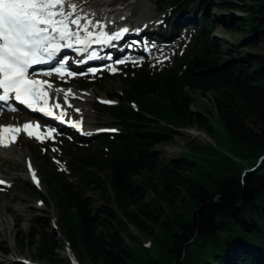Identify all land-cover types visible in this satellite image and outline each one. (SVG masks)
<instances>
[{"label": "trees", "instance_id": "16d2710c", "mask_svg": "<svg viewBox=\"0 0 264 264\" xmlns=\"http://www.w3.org/2000/svg\"><path fill=\"white\" fill-rule=\"evenodd\" d=\"M152 2L169 6L172 27L176 18L193 26L194 44L166 67L126 72L109 94L118 104L101 110L118 132L98 138L97 152L69 158L79 186L47 175L62 238L78 264H264V0ZM214 11L228 14L226 30L243 36L236 50L210 42ZM196 93L210 95L213 111H192ZM212 112L228 153L189 142L188 153L161 157L156 147L185 130L211 137ZM25 238L36 262L71 264L46 234L31 229Z\"/></svg>", "mask_w": 264, "mask_h": 264}, {"label": "rangeland", "instance_id": "374dc122", "mask_svg": "<svg viewBox=\"0 0 264 264\" xmlns=\"http://www.w3.org/2000/svg\"><path fill=\"white\" fill-rule=\"evenodd\" d=\"M133 2L135 3V1ZM140 5L141 7L139 8H141L140 13L142 16L145 17L149 11V13L154 14V21L161 26H159L160 29H151L164 31V28L166 29L165 16L168 13L169 6L156 7L152 0H145V3L144 0H140L138 6ZM197 7V3H195L191 6L190 10L196 9ZM138 15L140 16L139 11ZM211 15L215 21V25L214 31L209 38L210 42L224 47L225 50H236V46L243 40V36L231 34L226 30L225 23L228 22V14H221L214 11ZM141 28L135 27L134 30L140 33H147L151 30H142ZM194 29L186 28L172 31L171 39L167 44L156 40L160 44L159 48H165V54L159 60L155 61V63L153 62V64L152 61L147 59L146 62L154 66H167L177 53H183L192 48L195 38ZM138 67L140 65H136L134 68ZM96 77L100 80L91 81L88 79L89 77H86L71 81L68 77L61 78L58 82L56 81L57 85L54 87L56 91L57 89L61 91L76 90L75 92L78 96L91 94L90 102L86 105L87 107L83 105L82 101L77 100L72 105L75 109H83L86 107L89 121L82 119V122L88 134L81 135V137L76 135L68 136L58 131L51 139L37 140L34 138L25 139L20 137L18 141L15 140L12 150L9 148L10 151L8 149H5L4 152L0 150V173L9 179L8 181L11 185L8 188L0 190V245L4 244L8 249L7 253H3L0 248V264H44L36 262L32 257V254L35 253L36 246L31 243L32 241L25 238V233L31 229L44 233L52 239L55 244L53 252L59 258H67L69 254L74 255L68 242L62 238V230L58 222V212L50 196L47 175L52 173L57 176L58 180L63 179L74 186H79L83 182V179L76 173L68 170L66 162L69 160V156L72 157L86 153L88 149L97 152L96 145H98V139L95 138L100 136L101 131H108L105 128H110L112 125L110 117L102 113L101 110L103 108L100 105L106 103V97L109 98L107 94L119 92L121 79L125 78L124 70L120 69L115 72L108 71ZM192 98L194 99L191 107L192 111L198 113H204L206 109L213 111L210 95L202 97L196 93L192 94ZM114 99L118 100L115 97ZM15 115H20L21 122L16 121V123H13L12 117H1L0 125L8 123L22 127L24 122L31 120L29 116H25L24 114ZM206 115L214 127V133L211 137L195 127L183 131V136L176 137L170 144L157 146L156 150L165 161L188 153L189 149L187 144L189 142L208 145L207 141L209 139L207 137L213 140L216 149L220 152L228 153V136L219 119L213 112L210 115ZM39 124L43 128H47L42 122H39ZM6 155L11 159L16 158V161L9 162L4 160L3 157ZM24 159L31 161L33 167L37 170L41 181L40 188L37 189L38 193H34L32 190L33 185L27 176ZM244 165L242 164V167H244L243 173L248 169ZM39 194L47 200L46 205L41 202ZM85 196L97 202V194L94 191H86ZM131 230L134 232L133 229ZM221 236H224V234H221ZM15 240H18L20 245L16 244Z\"/></svg>", "mask_w": 264, "mask_h": 264}, {"label": "snow or ice", "instance_id": "6c2138e0", "mask_svg": "<svg viewBox=\"0 0 264 264\" xmlns=\"http://www.w3.org/2000/svg\"><path fill=\"white\" fill-rule=\"evenodd\" d=\"M75 7L68 5L69 10L66 11L65 0H0V101L7 102L11 98L31 111L64 122L66 113L61 111L60 115L53 116L49 108V94L45 87L51 88L52 85L48 81L33 78L41 73L30 70L36 65L53 61L62 49L87 52L91 44L108 45L129 31L125 28L114 34H107L101 30L98 35H94L88 30L90 21L82 25L81 17L70 19ZM90 58H95V53ZM55 73L60 76L65 74L63 68H56ZM67 75L72 76L73 73L68 72ZM70 91L65 93V100ZM54 107L60 108V105L55 104ZM71 126L78 128L79 124L71 123ZM38 129V125L34 128L30 122L25 123L22 128L0 126V145L7 146L5 140L9 139V134L10 141L15 142L21 131L41 140ZM54 132L55 129L48 130L46 138L51 139ZM32 178L36 181L34 173ZM3 183L5 182L0 181V184Z\"/></svg>", "mask_w": 264, "mask_h": 264}, {"label": "bare ground", "instance_id": "6f19581e", "mask_svg": "<svg viewBox=\"0 0 264 264\" xmlns=\"http://www.w3.org/2000/svg\"><path fill=\"white\" fill-rule=\"evenodd\" d=\"M133 1H135V3ZM128 2H132V3H128ZM128 2L127 0H65V10L66 11L69 10L68 5H75L76 6L75 11L72 13V16L70 17V19L81 17L82 25L90 21L91 23L88 24V30L92 31L94 35H98L101 30H103L107 34H114L111 32L112 29L116 33V32L121 31L122 29H125V28L128 29L127 26H130V25L137 26L138 28L142 27L141 28L142 30H146L147 28L155 29L159 27L160 24H157L156 21H154L155 20L154 14L149 13L148 11V14L145 17L142 16V14L140 13L141 8H139L141 7L142 4L138 6V4L140 3V0L138 1L132 0ZM144 3H145V0H144ZM116 5H119V6L117 7ZM138 11H139L140 16L138 15ZM72 27L73 29H75V26H72ZM129 32L130 34L125 33L124 39L114 40V41H111L108 45L101 44L94 48H97L96 51H98L100 54L107 51L108 53H112L114 56H117V55L121 56V54L125 50L126 41L130 40L131 37L138 36L137 30H129L127 33ZM81 35H83V32H81ZM159 47L160 45H157L154 48V50L150 52L151 54H154L155 56H157V58H161L165 54V48L163 50H160ZM138 51L140 53L143 52V50L141 49H139ZM67 77L69 79H72L73 75L67 76ZM75 91L76 90L70 91V94L67 96V100H65V93L68 91L63 90L59 92V91L52 89V90H48V93L51 96L53 103L59 104L62 110L64 111V113H66L64 115L66 122H69L70 117H76L77 122H82V119H84L85 121L86 120L89 121L88 111L85 108L87 107L86 105H88V102H90L89 99L91 98L90 96L91 94L89 95L85 94L83 96H78ZM76 100L82 101L83 105L86 107L83 109L82 108L75 109V107H72V105L76 103ZM10 116H12L13 123H16V121L21 122L20 115L11 114ZM29 122L34 126V128L36 125L39 126L38 131L42 137L41 140L46 139L47 132L50 129H55V132L52 134V136H55L56 132L58 131L67 133V134L71 133L70 128H66L65 126L50 125L47 128H43L39 124L38 120L36 119L28 120L27 122H24V124L29 123ZM4 126H16V124H5ZM83 129L85 131L84 133L88 134V132L86 131V127H84ZM20 137H23L25 139H32V137H29L23 131H21L16 136L15 140L18 141ZM13 145H14V142H11V145L9 147L10 150H12ZM0 150L2 152L5 151V149H2L1 147H0ZM3 159L9 162L16 161V158L11 159L7 155L3 157ZM24 163L26 164V159H24ZM38 207L40 208V206ZM16 241L17 240H15V242ZM0 247H5L8 252V249L4 244H1Z\"/></svg>", "mask_w": 264, "mask_h": 264}]
</instances>
